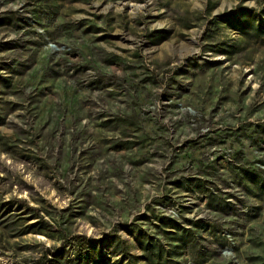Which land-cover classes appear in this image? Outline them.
Here are the masks:
<instances>
[{
  "label": "rangeland",
  "instance_id": "rangeland-1",
  "mask_svg": "<svg viewBox=\"0 0 264 264\" xmlns=\"http://www.w3.org/2000/svg\"><path fill=\"white\" fill-rule=\"evenodd\" d=\"M258 27L264 0H0V264H264Z\"/></svg>",
  "mask_w": 264,
  "mask_h": 264
},
{
  "label": "trees",
  "instance_id": "trees-1",
  "mask_svg": "<svg viewBox=\"0 0 264 264\" xmlns=\"http://www.w3.org/2000/svg\"><path fill=\"white\" fill-rule=\"evenodd\" d=\"M226 18H229V15H227ZM239 30H241V31L244 32V33H248V30L246 29L245 25H242V26L240 27ZM255 32L261 34V33H263L264 31H263L262 28L258 27V28L255 30ZM110 242H111L112 245L115 246V248L120 247V244H121V243H120V238H119L118 236H112V239H111ZM145 248H146L147 251H152V252H151L152 255L156 254V252L153 251L156 247H155L154 245H151V243H147ZM152 249H153V250H152ZM158 255L161 256V252H158ZM130 258L132 259L131 256H130ZM131 264H136V261H134V259H133V260L131 261Z\"/></svg>",
  "mask_w": 264,
  "mask_h": 264
}]
</instances>
